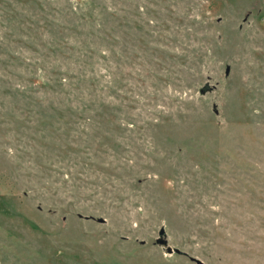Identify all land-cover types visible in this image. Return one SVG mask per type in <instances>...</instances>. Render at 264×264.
<instances>
[{"label":"rangeland","instance_id":"374dc122","mask_svg":"<svg viewBox=\"0 0 264 264\" xmlns=\"http://www.w3.org/2000/svg\"><path fill=\"white\" fill-rule=\"evenodd\" d=\"M190 257L264 264V0H0V264Z\"/></svg>","mask_w":264,"mask_h":264},{"label":"water","instance_id":"95a60500","mask_svg":"<svg viewBox=\"0 0 264 264\" xmlns=\"http://www.w3.org/2000/svg\"><path fill=\"white\" fill-rule=\"evenodd\" d=\"M247 19V16L245 17V20ZM229 71H230V68L229 67H226V71H225V75L228 76L229 75ZM208 90L207 89H203L201 91L202 94H205ZM215 113H217V111H215ZM85 219H93L92 217H84ZM98 222H104L103 219L99 218L98 219ZM163 235H164V230L162 229L159 233V238L157 239L156 241V244L160 245V246H163L165 247L166 249V252L168 254H177V255H183V256H187L186 253L180 251L179 249H176V248H171L170 246H168L167 244V241L163 238ZM190 260L195 262L196 264H203L202 261L198 260V259H195L193 257H190Z\"/></svg>","mask_w":264,"mask_h":264}]
</instances>
